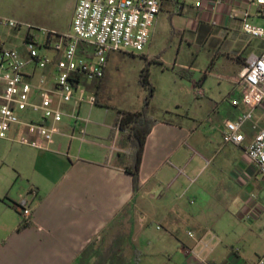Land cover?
I'll list each match as a JSON object with an SVG mask.
<instances>
[{"label": "crops", "instance_id": "crops-1", "mask_svg": "<svg viewBox=\"0 0 264 264\" xmlns=\"http://www.w3.org/2000/svg\"><path fill=\"white\" fill-rule=\"evenodd\" d=\"M197 1L189 0L184 11L177 13L167 0L155 28L169 21L185 41L199 39L216 50L213 63L224 66L220 77L228 81L225 91L207 94L201 88L204 81L199 88L193 84L194 111L183 114L178 106L154 118L157 123L144 149L137 194L125 170L130 151L127 148L124 156L111 154L119 115L109 107L91 110L82 105L81 114L92 120L85 143L57 135L45 149H37L20 143L16 131L11 134L14 140L0 139V264H83L81 255L102 234L129 221L133 260L136 255L140 264H199L198 255L211 264H256L218 236L212 242L213 251H203L198 243L205 236L210 239L222 224L243 240L264 230V175L245 153L256 134L253 124L264 130V107L255 109L252 122L244 126L243 145L224 139L226 122L250 110L233 101L242 95L239 75L247 58L264 51V40L243 31L241 11L247 8L246 0H222L220 5L218 0H200L201 8H196ZM234 10L237 16L231 17ZM249 10V22L264 28V6L253 5ZM3 30L0 26V42L5 44ZM56 126L64 133L72 131L67 123ZM120 139L119 135L118 146ZM220 156L225 165L222 176L213 175L194 187ZM216 191L226 194L215 196ZM23 198L30 202L33 218L19 232L22 218L16 205ZM150 221L164 230L152 248L144 239ZM146 245L149 250L141 252Z\"/></svg>", "mask_w": 264, "mask_h": 264}, {"label": "built area", "instance_id": "built-area-1", "mask_svg": "<svg viewBox=\"0 0 264 264\" xmlns=\"http://www.w3.org/2000/svg\"><path fill=\"white\" fill-rule=\"evenodd\" d=\"M166 1L79 0L71 32L66 34L36 29L0 16V26L7 29L27 27L22 48H8L0 42V139L14 140L11 134L16 131L20 143L37 149H45L57 135L88 142V126L92 120L80 110L83 104L91 110L96 106V96L86 98L88 87L105 78L111 54L145 50ZM171 1L177 13L183 12L189 2ZM222 3L218 0L216 5ZM246 3L247 8L241 11L243 31L252 38L264 40V28L249 22V8L264 6V0H246ZM195 6L201 8L202 2L198 0ZM237 13L234 10L231 17ZM38 33L44 36L43 42ZM239 85L242 95L233 105L244 104L250 110L226 122L224 139L241 146L246 140L244 126L252 122L255 109L264 107V51L249 55L240 72ZM120 121L121 118L113 127L116 135L110 146L111 154L126 153L117 145ZM61 123H67L72 131L64 133L56 126ZM252 128L256 134L245 146V153L264 175V130L257 124ZM16 207L22 224H30L33 218L30 202L23 198ZM189 236L194 238L195 234L189 232ZM211 236L208 240L206 236L199 240L203 251H213L212 242L217 235ZM198 257L199 264H211ZM256 264H264V254Z\"/></svg>", "mask_w": 264, "mask_h": 264}, {"label": "rangeland", "instance_id": "rangeland-1", "mask_svg": "<svg viewBox=\"0 0 264 264\" xmlns=\"http://www.w3.org/2000/svg\"><path fill=\"white\" fill-rule=\"evenodd\" d=\"M77 1L0 0V16L14 19L36 29L56 30L66 34L71 32ZM153 30L155 32L152 33L150 42L143 52L125 51L110 55L105 78L88 87L87 99L95 98L96 94L98 105L109 107L116 114L142 111L149 96V90L142 84V76L149 72L150 83L155 89L151 100V115L159 119L167 110H175L178 106L183 114L194 111L193 103L197 99L193 89L194 83L200 84L204 81L201 88L207 94L220 95L225 91L228 81L220 77L224 73L222 69L224 66L221 63L217 65L213 63L216 50L210 49L199 39L193 42L185 41L181 33L173 30L169 21L165 26H157ZM26 33V26L21 30L5 28L3 30L5 46L9 48L13 44H23ZM37 35L43 42L44 36L40 33ZM182 70L190 72L192 80L183 78ZM209 72H213V75H209ZM197 88H199L198 85ZM119 147L127 152V146L122 138ZM120 154L125 155L123 152ZM223 162V156H220L203 171L200 180H195L194 187H198L206 178L210 179L213 175L221 177L225 166ZM212 194L223 196L226 193L216 191ZM131 225L129 221L125 225H118L106 235L102 234L101 238L92 244L82 263L140 264L138 258L133 260L134 244L130 235ZM215 232L221 241L231 242L239 248L240 255L248 258L250 262L257 261L264 254V230L257 231V235L248 240H243L229 232L223 224L218 226ZM163 235L164 230H159L156 223L150 221L146 226L144 239L147 243H151L150 248H152L157 245ZM147 247V245L141 246V252L149 250ZM222 248L227 249L225 246ZM197 252L202 253V250ZM202 255L205 257L206 253L203 252Z\"/></svg>", "mask_w": 264, "mask_h": 264}, {"label": "trees", "instance_id": "trees-1", "mask_svg": "<svg viewBox=\"0 0 264 264\" xmlns=\"http://www.w3.org/2000/svg\"><path fill=\"white\" fill-rule=\"evenodd\" d=\"M182 77L192 80L191 73L187 70H182ZM150 74L146 72L142 76V84L147 87L149 90V96L146 100V105L142 111L139 112H119L120 121V136L127 146L130 154L127 155V163L125 170L128 174L132 176L133 179V189L134 194H137L141 189V180H140V170L144 155V149L148 136L151 134L153 127L157 123V120L154 119L151 115V100L154 97L155 89L150 83ZM197 83H194V86L197 87ZM96 96V94H95ZM96 106L98 105V100L96 99ZM118 118V119H119ZM30 224H21L18 228V231L21 232L28 228ZM91 246L84 251L80 259L89 253ZM134 259H137V256H134Z\"/></svg>", "mask_w": 264, "mask_h": 264}]
</instances>
